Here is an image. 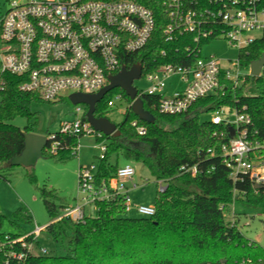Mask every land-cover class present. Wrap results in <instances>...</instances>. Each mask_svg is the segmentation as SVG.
Instances as JSON below:
<instances>
[{"label": "trees", "instance_id": "1", "mask_svg": "<svg viewBox=\"0 0 264 264\" xmlns=\"http://www.w3.org/2000/svg\"><path fill=\"white\" fill-rule=\"evenodd\" d=\"M138 1L153 9L156 27L146 47L126 55L127 68L140 63L146 73L170 62L187 63L182 52L185 37L174 42L164 38L167 15L162 0ZM263 53L264 35L240 51L239 56L242 63L249 66ZM245 80L246 83L251 81L248 94H244L245 87L228 88L225 95L200 98L183 113H162L158 110V95H142L144 108L155 116L153 124L133 112L122 88L109 91L97 103V116H105L114 93L125 97L128 107L124 119L116 123L120 133L103 134L98 139L105 140L107 148L104 158L97 163L95 183H108L115 177L121 157L141 163L166 185L163 191L158 190L153 202L156 214L127 216L124 199L119 196L113 200H97L96 212L83 221L59 218L68 206H57L48 198L54 191L44 187L41 191L52 220L45 230L58 248L55 252L30 254L27 264H201L218 260L239 264L243 258L264 260V247L241 231L237 219L232 224L226 218L236 202L264 213V190L256 191L248 178L233 180L217 152L218 146L227 139L226 135H221L226 127L203 118L204 114L222 106L239 109L245 106L244 112L251 114L255 124L264 129V88L256 87L264 78L246 76ZM22 82L18 75L0 73V169L11 167L7 166L8 161L22 151L24 132L33 131L32 105L43 101L38 92L22 91ZM19 116L29 121L24 128L12 122ZM135 120L146 128L145 133L138 132L132 124ZM53 134V140L60 142L58 148L52 153L53 140H49L44 155L57 162H66L77 155L73 150L79 140L77 136L63 135L59 130ZM210 149H214L213 154ZM182 166H196L197 172H183ZM6 220L31 222L32 215L24 207L13 212L12 218L0 211V238L5 234H23L3 232L1 228ZM59 249H64L65 253H60Z\"/></svg>", "mask_w": 264, "mask_h": 264}, {"label": "built area", "instance_id": "2", "mask_svg": "<svg viewBox=\"0 0 264 264\" xmlns=\"http://www.w3.org/2000/svg\"><path fill=\"white\" fill-rule=\"evenodd\" d=\"M162 6L167 15L164 38L174 42L185 37L182 52L187 63L170 62L146 73L142 67L140 78L144 76L150 85L145 89L136 88L138 96L158 95L160 112L183 113L202 97L225 95L228 88L245 87L246 76L264 78V66L254 76L251 64L244 65L239 54L225 61L214 54H203V45L215 39H226L240 53L262 37L264 0H162ZM152 10L138 0H11L0 17V72L20 76L23 79L20 89L38 92L43 101L57 99L64 90L95 93L108 84L111 74L121 70L127 54L149 44L156 27ZM254 31L262 35H252ZM162 53L165 55L164 50ZM175 75L184 86L168 96L165 92L168 80ZM247 90L244 94L249 93ZM109 105H114L113 99ZM245 109V106L243 109L222 106L212 112V123L226 127L221 135L227 139L218 146L217 152L235 182L248 178L256 191L264 190V129L255 124ZM85 111L79 103L76 117L63 121L60 133L79 139L84 135L102 138L104 133L84 118ZM132 124L140 134L146 132L136 120ZM49 137L53 140L54 134ZM78 142L73 147L76 152L80 149ZM59 143L51 142L52 153ZM99 143L101 160L107 147L105 140ZM209 151L213 154L214 149ZM97 163L79 166L78 196L82 194L83 203L66 207L59 218L83 221L88 216L86 204L92 203L95 207L97 200H113L119 196L124 199L126 211L131 210L132 199L125 181L134 179L133 164L120 166L108 183L97 185ZM181 170L197 172L196 166H182ZM156 181L158 190L163 191L164 181ZM232 206L226 214L232 216L229 222L234 224L236 213ZM136 210L142 216L156 214L154 204H138ZM46 227L36 224L22 235L5 234L0 238V264H27L30 254L47 253L48 249L39 243ZM201 264L228 263L218 260ZM239 264H264V260L243 258Z\"/></svg>", "mask_w": 264, "mask_h": 264}, {"label": "rangeland", "instance_id": "3", "mask_svg": "<svg viewBox=\"0 0 264 264\" xmlns=\"http://www.w3.org/2000/svg\"><path fill=\"white\" fill-rule=\"evenodd\" d=\"M11 0H0V17L9 6ZM22 1V0H20ZM24 1V0H23ZM252 35L261 36L262 32L254 31ZM203 54H214L221 61L226 59H235L239 54V49L230 45L226 39H215L210 43L203 45ZM244 71L247 72L246 69ZM1 73V72H0ZM150 85L147 79L142 76L134 80V86L138 89H145ZM184 83L175 75L168 80V87L165 92L168 96H172L175 91L182 89ZM251 86V81L246 83L245 88ZM256 87L264 88V82L257 83ZM71 91L64 90L57 99L52 101H37L32 105L34 115L30 120L33 127L32 132L45 136H50L60 129L62 122L71 120L76 117V107L78 104L73 103L70 99ZM119 93L113 94L114 105L106 108L105 116L113 122L118 123L124 119V113L127 111L128 101ZM1 101V94H0ZM83 109L86 105L80 103ZM213 113L204 114L203 118L210 119ZM15 125L24 128L29 121L25 117H16L12 121ZM80 149L77 155L70 158L66 162H57L51 156L45 155L39 158L36 164L32 167L11 166L0 169V211L7 217L12 218L13 212L18 208L24 207L31 212V222L17 221L10 222L6 220L1 230L5 233H26L32 230L36 224L47 225L51 223V216L46 209L42 188L48 191L53 190L54 194L48 198L55 202L57 206L61 204L83 203L82 194L78 196V169L80 163L87 165L91 162H98L100 155L99 142L93 135L81 136L78 140ZM124 162L133 163L136 169L134 181L144 185V189L138 187L130 192L131 197L141 203H152L157 197L158 184L151 173L141 163L127 161L124 158L119 159V164ZM33 176L34 179H31ZM75 198L77 200H75ZM233 208V206H232ZM94 204L85 205V210L88 215L94 214ZM237 223L241 231L251 240L256 241L264 247V213L251 208L243 207L239 202L234 203ZM127 216H134L135 213L127 211ZM239 213V214H238ZM137 214V213H136ZM227 220H231L232 216L226 214ZM138 216V214H137ZM40 243L50 252H55L58 248L56 243L49 237L46 230H43L40 235ZM60 253H65V250H60Z\"/></svg>", "mask_w": 264, "mask_h": 264}, {"label": "water", "instance_id": "4", "mask_svg": "<svg viewBox=\"0 0 264 264\" xmlns=\"http://www.w3.org/2000/svg\"><path fill=\"white\" fill-rule=\"evenodd\" d=\"M251 74L257 76L264 66V53L260 59L251 62ZM142 73V65L140 63L133 64L130 68L122 66L121 70L116 74L109 76V82L95 93L73 92L70 94V99L73 103H83L87 107V120L98 131L106 135H118L120 130L117 129V124L107 116H97V103L114 88L120 87L128 95L131 103L130 107L134 113L148 123L155 121V116L151 111L144 108V101L141 96H138V90L134 86V80L139 79ZM231 128V135H233ZM50 140L49 136L41 135L34 132H24V147L22 151L13 156L7 166H25L32 167L36 164L39 158L44 157V149ZM258 187V186H256Z\"/></svg>", "mask_w": 264, "mask_h": 264}, {"label": "crops", "instance_id": "5", "mask_svg": "<svg viewBox=\"0 0 264 264\" xmlns=\"http://www.w3.org/2000/svg\"><path fill=\"white\" fill-rule=\"evenodd\" d=\"M126 163H129V162H124V163H122V164H120V166H122V165H124V164H126ZM131 164H133V163H131ZM80 165H82V163H80ZM79 165V166H80ZM134 178V177H133ZM134 184H137L136 186H134ZM125 186H126V188H127V191H128V194L130 195V192L133 190V189H136V188H138V187H141V188H143L144 189V185L143 184H141V183H139V182H135L134 181V179H132V180H127V181H125ZM132 195H130V197H131ZM131 199H132V208H131V210H130V212H134L135 213V215L134 216H137V214H138V212H137V210H136V205H138V204H148V203H141V202H137L136 201V199H134L133 197H131ZM75 200H77L76 198H75ZM154 202V201H153ZM153 202L152 203H150V204H153ZM67 206H72L73 205V203H67L66 204ZM96 212V211H95ZM137 213V214H136ZM139 215V214H138ZM38 225H41V224H38Z\"/></svg>", "mask_w": 264, "mask_h": 264}]
</instances>
